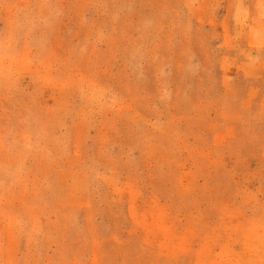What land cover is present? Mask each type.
Here are the masks:
<instances>
[{
	"label": "rangeland",
	"instance_id": "1",
	"mask_svg": "<svg viewBox=\"0 0 264 264\" xmlns=\"http://www.w3.org/2000/svg\"><path fill=\"white\" fill-rule=\"evenodd\" d=\"M0 264H264V0H0Z\"/></svg>",
	"mask_w": 264,
	"mask_h": 264
}]
</instances>
